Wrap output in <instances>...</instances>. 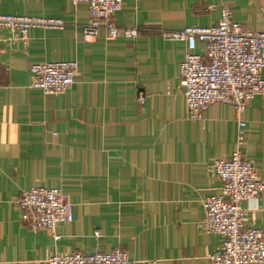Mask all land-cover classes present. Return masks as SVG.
<instances>
[{"label":"crops","instance_id":"0c3cea01","mask_svg":"<svg viewBox=\"0 0 264 264\" xmlns=\"http://www.w3.org/2000/svg\"><path fill=\"white\" fill-rule=\"evenodd\" d=\"M225 7L245 29L264 32V0H122L113 21L136 37L101 31L93 41L82 34L85 2L0 0L2 14L65 23L25 39L0 28V264L115 247L134 264H210L222 241L201 225V199L220 185L211 164L236 149L242 119L241 154L264 181V95L242 115L212 103L202 120L189 118L179 74L186 43L162 33L214 25ZM71 60L78 73L65 93L31 87L32 63ZM33 186L58 187L73 204V220L58 223L56 235L21 219L16 201ZM242 206L264 231V193Z\"/></svg>","mask_w":264,"mask_h":264},{"label":"built area","instance_id":"2783aa9c","mask_svg":"<svg viewBox=\"0 0 264 264\" xmlns=\"http://www.w3.org/2000/svg\"><path fill=\"white\" fill-rule=\"evenodd\" d=\"M72 4L85 2L89 19L82 29L85 41H93L101 31L107 38L118 36L133 39L135 28H119L113 16L122 8V0H70ZM65 23L58 18L21 16L0 13V28L17 31L26 38L30 29H62ZM170 40H182L187 50L179 64L187 116L202 120L203 112L212 103H227L242 115L248 101L264 95V32L245 29L233 21L229 8L221 11L219 21L208 26H186L180 30L163 31ZM200 45V51L198 49ZM31 87L44 94L65 93L75 81L78 63L47 61L32 63ZM138 99L143 102L139 94ZM245 122L238 120L236 149L228 158H217L211 168L219 179L218 192L201 199L204 216L201 221L206 232H215L222 241L208 253L210 264H254L264 262V231L247 222L244 201H251L264 193V181L251 161L243 158ZM21 219L33 231L45 229L53 235L60 222L73 220V204L58 187L33 186L23 190L16 201ZM49 264H134L125 250L84 253L73 251L55 253Z\"/></svg>","mask_w":264,"mask_h":264}]
</instances>
